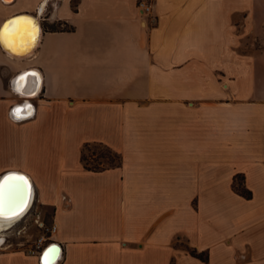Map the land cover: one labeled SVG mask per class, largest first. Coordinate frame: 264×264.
Segmentation results:
<instances>
[{
	"label": "crops",
	"instance_id": "0c3cea01",
	"mask_svg": "<svg viewBox=\"0 0 264 264\" xmlns=\"http://www.w3.org/2000/svg\"><path fill=\"white\" fill-rule=\"evenodd\" d=\"M152 3L154 23L138 0H0V26L22 15L34 35L19 60L0 45V176L30 179L28 213L57 225L55 264H197L178 238L210 264H264V0ZM24 102L32 115L13 118ZM19 127L46 139L20 164L5 147ZM86 141L121 165L84 169ZM218 166L235 167L227 183L243 172L251 197L220 195ZM39 255L0 244V264Z\"/></svg>",
	"mask_w": 264,
	"mask_h": 264
},
{
	"label": "rangeland",
	"instance_id": "374dc122",
	"mask_svg": "<svg viewBox=\"0 0 264 264\" xmlns=\"http://www.w3.org/2000/svg\"><path fill=\"white\" fill-rule=\"evenodd\" d=\"M55 24V23H54ZM56 28L61 29L65 28L61 25H55ZM8 68H11L9 66ZM236 115L241 114V109H236ZM224 125V124H221ZM48 126V125H47ZM12 128V127H11ZM22 127L18 128V133L15 134L10 143L6 144L5 147L7 151H9V157L7 158L8 162L11 163H22V153L25 152V150H35L38 149L41 145L45 143L46 139H32L31 137H25L27 136L25 132H22ZM80 155V153H79ZM86 158L87 162L96 165L98 163L104 164L108 160V155L104 154L102 149L99 147L92 146L88 151H86ZM232 168H235L234 166H218V175H219V191L220 195L224 194V192L227 190V188L230 187L232 189V179L233 176L238 174L236 178V185L237 187L241 188L242 186H245V175L243 172L235 171L232 178L229 183L226 182L228 179V175L232 173ZM247 188V187H246ZM232 191H234L232 189ZM194 205L197 203V198L195 197L192 201ZM37 210V208H36ZM43 221L45 225H48L50 222V212L45 211L44 217H37V214L33 212V214L28 213L26 217L21 218L20 221L17 223V226L10 230H1L0 235L2 237L1 243H11L13 247H18V245H21L23 247H28L33 240L36 238V236L41 234L40 230H37V227L39 226L37 221ZM2 232V234H1ZM173 246L179 250L178 252L183 255H190L192 257H195L198 259L196 262L197 264H210V251L209 250H202L198 251L195 248L190 247L188 241H186L184 238H178V240L174 241ZM170 264H176V260L171 259Z\"/></svg>",
	"mask_w": 264,
	"mask_h": 264
},
{
	"label": "bare ground",
	"instance_id": "6f19581e",
	"mask_svg": "<svg viewBox=\"0 0 264 264\" xmlns=\"http://www.w3.org/2000/svg\"><path fill=\"white\" fill-rule=\"evenodd\" d=\"M19 16H22V15L12 17L8 21H11L14 18H17ZM8 21H6V22H8ZM26 27H27V25H26ZM39 29H40V27H39ZM35 35H37V34H35ZM10 52H11V50H10ZM11 54L13 56L17 57L18 60L22 58L21 57L22 55H20V54L18 55V53L14 54L13 51ZM29 75H32L31 71H27L25 74L18 75L15 79L16 80L15 82H17V84H18V83H20L21 77H25V76L27 77ZM28 78L31 80V77H28ZM30 95L31 94H28L27 96H30ZM28 98H30V97H28ZM24 99H27V98H24ZM17 111L18 110L16 109L15 112H17ZM28 113L29 112L25 113L24 115L26 116V115H28ZM18 117L23 118L24 116L18 115ZM9 172H16V171H9ZM6 173H4V174H6ZM18 173L22 174L20 172H18ZM4 174H2L0 176V180L2 179ZM14 176H18V175H14ZM20 176L24 177V179L27 181V185H25L27 191H26V189H24V183L22 181L14 182V184H15L14 187L12 186L13 182H7L1 188V193H0L1 194L0 195V231L1 230L4 231L5 229L9 228L13 223L18 222L21 218H23L28 213V211L30 210V208L33 205L34 192L32 190V184L30 182V179L25 174L20 175ZM1 234H2V232H1ZM1 240H2V237L0 235V244H1Z\"/></svg>",
	"mask_w": 264,
	"mask_h": 264
},
{
	"label": "trees",
	"instance_id": "16d2710c",
	"mask_svg": "<svg viewBox=\"0 0 264 264\" xmlns=\"http://www.w3.org/2000/svg\"><path fill=\"white\" fill-rule=\"evenodd\" d=\"M55 25H59V24H50L47 26V28L52 31H56V30L69 31L72 29V27L70 26H64L65 28L58 29L56 28ZM92 146L99 147L100 149H102L104 154L108 155V160L106 161V163L104 164L98 163L96 165H92L87 162L86 151H88L90 147ZM79 159L84 169L95 171V172L102 171V170L109 169V168L119 167L122 162V156L119 152L115 151L110 146L100 141L84 142L80 148ZM237 176L238 174L233 176L232 184H231L232 189L234 190V192L238 193L239 195L247 199L250 198L252 193L248 188H246L245 186H242L241 188L237 187L236 182H235Z\"/></svg>",
	"mask_w": 264,
	"mask_h": 264
},
{
	"label": "snow or ice",
	"instance_id": "6c2138e0",
	"mask_svg": "<svg viewBox=\"0 0 264 264\" xmlns=\"http://www.w3.org/2000/svg\"><path fill=\"white\" fill-rule=\"evenodd\" d=\"M30 21L27 18H14L11 21L6 22L3 26H0V45L7 46L12 51H23L26 43L34 40V35L28 32L26 28H19L21 24H27ZM28 38L27 40L25 38ZM34 75V74H33ZM25 77H21L20 81H24ZM22 181L24 185H27V181L22 176H8L5 178V183ZM2 187V185H0ZM54 249H49V253L53 252ZM48 255V253H46Z\"/></svg>",
	"mask_w": 264,
	"mask_h": 264
},
{
	"label": "built area",
	"instance_id": "2783aa9c",
	"mask_svg": "<svg viewBox=\"0 0 264 264\" xmlns=\"http://www.w3.org/2000/svg\"><path fill=\"white\" fill-rule=\"evenodd\" d=\"M152 0H138V8L141 14H144L151 20L152 23L156 21L152 13ZM39 229H41V234L36 236L33 242L26 248V251L31 255H39L47 246V242L51 236L56 232L57 225L55 222L45 225L44 223L39 224Z\"/></svg>",
	"mask_w": 264,
	"mask_h": 264
},
{
	"label": "water",
	"instance_id": "95a60500",
	"mask_svg": "<svg viewBox=\"0 0 264 264\" xmlns=\"http://www.w3.org/2000/svg\"><path fill=\"white\" fill-rule=\"evenodd\" d=\"M8 21V20H7ZM36 93V92H35ZM35 93H32V95H34ZM31 95V96H32ZM30 96H27L24 97V98H28ZM24 105V112L28 113V115H24L23 118H27L29 116L32 115V112H33V108H32V104L27 102L24 104H15L14 106H12L11 110H10V115L13 117V118H17V119H20V117H18L16 115V112L15 110L22 107ZM24 113V114H25ZM14 175H23V174H19L18 172H7L6 174H4V176L2 177V179L0 180V185H2V187L6 184L5 183V178L8 177V176H14ZM0 187V193H1V188ZM24 189H26V186L24 185ZM27 191V189H26ZM1 195V194H0ZM49 249H54L53 252L49 253ZM46 253H48V255H46ZM61 254V245L57 242H51L48 246L45 247V249L41 252L40 254V262L41 264H55L57 262V260L59 259V256Z\"/></svg>",
	"mask_w": 264,
	"mask_h": 264
}]
</instances>
